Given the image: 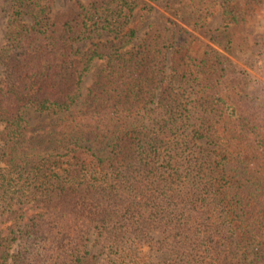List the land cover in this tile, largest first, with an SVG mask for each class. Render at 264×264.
Here are the masks:
<instances>
[{"label":"trees","instance_id":"trees-1","mask_svg":"<svg viewBox=\"0 0 264 264\" xmlns=\"http://www.w3.org/2000/svg\"><path fill=\"white\" fill-rule=\"evenodd\" d=\"M156 1L92 0L58 22L11 0L0 264H264V55L230 58L256 0L223 1L201 56L139 37L134 12ZM30 108L60 116L30 125Z\"/></svg>","mask_w":264,"mask_h":264},{"label":"rangeland","instance_id":"rangeland-1","mask_svg":"<svg viewBox=\"0 0 264 264\" xmlns=\"http://www.w3.org/2000/svg\"><path fill=\"white\" fill-rule=\"evenodd\" d=\"M51 8V15L58 21H64L72 17L78 10L79 4H88L92 0H42ZM144 1V0H140ZM224 0H158L153 3V9L147 15L146 20L141 23L143 3L135 10L131 27L140 25L139 37H147L154 32H162L166 36H172L174 46L172 50L188 52L193 56H201L205 45L211 43L213 36L217 34L218 27L223 23L222 3ZM194 3V4H193ZM203 3L202 6L197 4ZM200 5V4H199ZM11 0H0V68L3 67L2 56L4 50H8L5 37ZM204 9L206 17L204 23L200 22L201 13ZM211 13V14H208ZM236 31L239 33L238 43L242 48L236 49L231 55L232 61L241 66L252 56L260 59L264 55V0H256L247 7L246 22ZM168 43V42H167ZM87 45H83L85 49ZM257 55V56H256ZM260 74L256 70V75ZM264 79V78H263ZM91 77L87 76L85 88L90 86ZM60 114L43 113L30 108L26 111L25 117L30 125L38 123L53 122ZM4 123L0 122V147L1 137L4 130ZM3 162L0 160V166ZM98 247H94L96 250ZM103 260H101V264Z\"/></svg>","mask_w":264,"mask_h":264}]
</instances>
